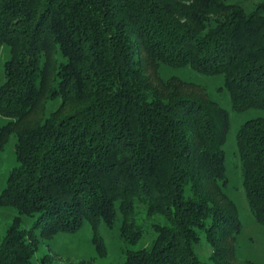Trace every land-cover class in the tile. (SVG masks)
Listing matches in <instances>:
<instances>
[{"label": "trees", "instance_id": "trees-1", "mask_svg": "<svg viewBox=\"0 0 264 264\" xmlns=\"http://www.w3.org/2000/svg\"><path fill=\"white\" fill-rule=\"evenodd\" d=\"M1 44L11 56L0 149L15 135L17 164L0 206L17 215L0 264H30L39 236L85 221L100 251L101 222L119 219L135 242L144 234L138 204L162 222L124 264H233L242 223L223 191L229 113L202 87L156 70L222 74L235 111L264 109V0L250 11L225 0H0ZM43 98L58 107L45 114ZM236 149L248 205L264 225V118L240 125ZM22 216L34 218L26 230ZM201 235L206 261L195 250Z\"/></svg>", "mask_w": 264, "mask_h": 264}, {"label": "rangeland", "instance_id": "rangeland-1", "mask_svg": "<svg viewBox=\"0 0 264 264\" xmlns=\"http://www.w3.org/2000/svg\"><path fill=\"white\" fill-rule=\"evenodd\" d=\"M226 3H239L246 11H250L260 0H225ZM10 48L0 45V86L4 82V63L10 58ZM161 79L176 78L184 82L196 84L207 91L210 99L216 101L229 113L230 127L222 147L225 150L227 167V185L223 188L227 198L231 199L242 223V230L236 236V248L233 254V264H264V225L259 223L246 199L242 185V166L236 149V133L242 123L247 120L262 117L264 109L250 108L235 111L231 106L228 91L223 87L222 74L207 75L196 72L190 67H172L161 64L156 70ZM46 97V96H45ZM45 100L44 113L49 114L59 105V99ZM0 115V127L7 122ZM15 135H11L3 148L0 149V192L6 184L9 171L17 164L15 159ZM17 211L13 207L0 206V244L13 223ZM145 208L138 204L135 214L136 221L142 224L144 234L135 241L127 240L120 231V220L117 219L112 227L103 222L98 226V232L104 242L100 251L92 241L93 231L88 221L74 233H57L53 238L38 237L36 249L30 264H124L128 250H138L149 246L154 238L152 224L162 222L160 216L145 217ZM34 222L33 217L22 216L21 229H28ZM195 250L201 260L206 261L210 253V245L203 235L200 236Z\"/></svg>", "mask_w": 264, "mask_h": 264}]
</instances>
